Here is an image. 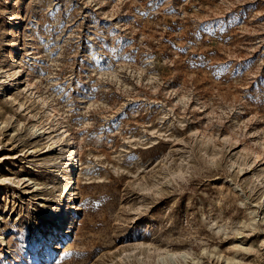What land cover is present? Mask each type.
<instances>
[{
	"label": "rangeland",
	"instance_id": "374dc122",
	"mask_svg": "<svg viewBox=\"0 0 264 264\" xmlns=\"http://www.w3.org/2000/svg\"><path fill=\"white\" fill-rule=\"evenodd\" d=\"M0 181V264H264V0H0Z\"/></svg>",
	"mask_w": 264,
	"mask_h": 264
},
{
	"label": "bare ground",
	"instance_id": "6f19581e",
	"mask_svg": "<svg viewBox=\"0 0 264 264\" xmlns=\"http://www.w3.org/2000/svg\"><path fill=\"white\" fill-rule=\"evenodd\" d=\"M52 145L59 146L63 144L64 147L69 148V150L61 157V159L57 163V168L59 174L64 178L67 187L64 191L63 198H66L63 203L60 201V207L56 210H50V212L54 213V216L58 219L56 223L53 225L52 230L48 232L50 241L54 240L56 234L64 227V224L67 220L71 219L68 214L71 208L69 209L68 203L71 202L72 193L77 188V179L81 177H86L90 174V164L93 162L88 160L85 163V167H83L84 163H82L81 146L77 143L75 137L72 133L65 129L61 132L60 137L52 138ZM72 150V153H70ZM67 153H70L68 155ZM88 156H91L89 153ZM78 206H75L73 209H77ZM65 219V220H64ZM60 226V227H59Z\"/></svg>",
	"mask_w": 264,
	"mask_h": 264
},
{
	"label": "snow or ice",
	"instance_id": "6c2138e0",
	"mask_svg": "<svg viewBox=\"0 0 264 264\" xmlns=\"http://www.w3.org/2000/svg\"><path fill=\"white\" fill-rule=\"evenodd\" d=\"M227 139V137H225ZM0 183H11V181H0Z\"/></svg>",
	"mask_w": 264,
	"mask_h": 264
}]
</instances>
